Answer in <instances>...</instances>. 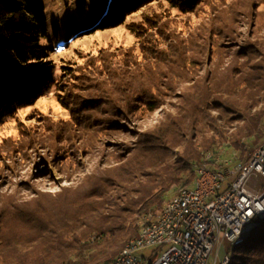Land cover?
Listing matches in <instances>:
<instances>
[{"label":"trees","instance_id":"16d2710c","mask_svg":"<svg viewBox=\"0 0 264 264\" xmlns=\"http://www.w3.org/2000/svg\"><path fill=\"white\" fill-rule=\"evenodd\" d=\"M159 1L183 14L205 4L211 12L193 35L173 39L174 62L154 54L156 41L145 36L143 61L107 67L80 107L85 129L130 132L136 142L115 145L107 168L78 188L42 195L26 209L3 203L0 264H112L145 217H157L177 188L194 186L198 166L229 158L245 165L264 146V0H75L68 39L118 28ZM53 53L45 5L0 0V121L48 94ZM58 87L65 92L62 80ZM168 100L172 109L158 126L131 129ZM248 231L230 264H264V216Z\"/></svg>","mask_w":264,"mask_h":264},{"label":"rangeland","instance_id":"374dc122","mask_svg":"<svg viewBox=\"0 0 264 264\" xmlns=\"http://www.w3.org/2000/svg\"><path fill=\"white\" fill-rule=\"evenodd\" d=\"M40 1L45 5L49 36L54 43L55 83L34 106L21 109L14 118L0 121V211L3 203L17 201L20 208L26 209V205L42 195L57 196L65 189L78 188L98 167L107 168L113 161L111 156L115 145L134 144L137 138L130 132L85 129L88 124L80 107L94 97L93 89L98 81L101 83V73L106 72L107 67L112 71L126 63L125 67L131 69L143 61L145 36L156 41L151 43L154 54L158 50L168 55L167 61L172 59L174 62L177 57L171 54L170 48L173 39L180 41L193 35L194 29L211 12L208 4L196 13L183 14L167 2H152L118 28L95 31L82 37L76 34L68 39V22L76 16L75 0ZM240 31L245 36L247 28ZM105 60L111 63L104 68ZM94 71L100 74L96 75ZM61 80L65 92H59L58 82ZM169 102L158 111L138 119L131 129H141L142 132L154 129L172 109ZM125 150L122 148V153L125 154ZM257 183L258 179L253 177L250 187L255 188ZM181 189L183 187L177 188L168 200ZM150 217L152 220L157 218ZM249 235L250 231L246 232L245 236ZM155 250L146 249L141 256L152 254L153 261L159 252ZM233 253V244L223 240V247L216 250L210 264L217 254L221 261Z\"/></svg>","mask_w":264,"mask_h":264},{"label":"built area","instance_id":"2783aa9c","mask_svg":"<svg viewBox=\"0 0 264 264\" xmlns=\"http://www.w3.org/2000/svg\"><path fill=\"white\" fill-rule=\"evenodd\" d=\"M263 216L264 146L245 165L230 158L198 166L194 186L181 189L156 219L145 217L139 235L112 264H210L223 240L242 246L247 227ZM149 248L161 253L153 261L152 254L141 256ZM219 258L213 264L231 263V255Z\"/></svg>","mask_w":264,"mask_h":264}]
</instances>
